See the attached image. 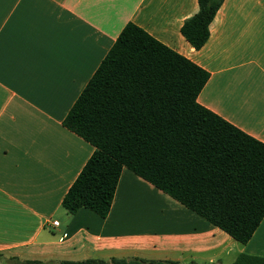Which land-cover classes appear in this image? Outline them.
I'll use <instances>...</instances> for the list:
<instances>
[{
	"label": "crops",
	"instance_id": "1",
	"mask_svg": "<svg viewBox=\"0 0 264 264\" xmlns=\"http://www.w3.org/2000/svg\"><path fill=\"white\" fill-rule=\"evenodd\" d=\"M198 8V0H0V264L264 258V217L242 244L128 168L105 217L62 206L94 151L62 122L128 22L207 70L199 104L264 142V0H224L195 49L180 28Z\"/></svg>",
	"mask_w": 264,
	"mask_h": 264
},
{
	"label": "trees",
	"instance_id": "2",
	"mask_svg": "<svg viewBox=\"0 0 264 264\" xmlns=\"http://www.w3.org/2000/svg\"><path fill=\"white\" fill-rule=\"evenodd\" d=\"M223 1L198 0V11L184 20L181 34L195 49L207 42ZM208 78L207 70L128 22L62 122L94 147L62 206L105 217L128 168L246 243L264 217V142L199 104ZM234 264L264 258L240 254Z\"/></svg>",
	"mask_w": 264,
	"mask_h": 264
},
{
	"label": "built area",
	"instance_id": "3",
	"mask_svg": "<svg viewBox=\"0 0 264 264\" xmlns=\"http://www.w3.org/2000/svg\"><path fill=\"white\" fill-rule=\"evenodd\" d=\"M52 223H53L54 225H57V224H58V221H57V220H54Z\"/></svg>",
	"mask_w": 264,
	"mask_h": 264
}]
</instances>
